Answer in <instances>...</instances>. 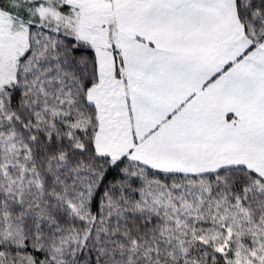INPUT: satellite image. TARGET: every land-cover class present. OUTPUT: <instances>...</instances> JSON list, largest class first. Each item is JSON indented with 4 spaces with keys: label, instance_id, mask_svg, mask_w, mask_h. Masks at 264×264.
<instances>
[{
    "label": "snow or ice",
    "instance_id": "1",
    "mask_svg": "<svg viewBox=\"0 0 264 264\" xmlns=\"http://www.w3.org/2000/svg\"><path fill=\"white\" fill-rule=\"evenodd\" d=\"M0 264H264V0H0Z\"/></svg>",
    "mask_w": 264,
    "mask_h": 264
}]
</instances>
